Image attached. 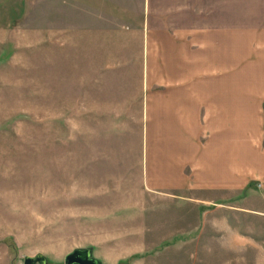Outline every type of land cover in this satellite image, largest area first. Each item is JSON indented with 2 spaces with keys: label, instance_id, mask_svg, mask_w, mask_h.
<instances>
[{
  "label": "crops",
  "instance_id": "crops-1",
  "mask_svg": "<svg viewBox=\"0 0 264 264\" xmlns=\"http://www.w3.org/2000/svg\"><path fill=\"white\" fill-rule=\"evenodd\" d=\"M0 1V71H16L19 99L34 102L41 57L68 62V0ZM129 1L79 0L80 26L71 29L79 79L69 83L71 68L64 84L72 106L79 90L87 150L90 134L99 144L102 128L112 133L125 120L118 128L127 136L145 120L150 191L198 209L264 192V0ZM121 7L132 9L123 16ZM8 234L0 221V264L15 253ZM123 240L118 247L136 242Z\"/></svg>",
  "mask_w": 264,
  "mask_h": 264
},
{
  "label": "rangeland",
  "instance_id": "rangeland-1",
  "mask_svg": "<svg viewBox=\"0 0 264 264\" xmlns=\"http://www.w3.org/2000/svg\"><path fill=\"white\" fill-rule=\"evenodd\" d=\"M131 9L121 7V14ZM79 26V0H68V38L62 45L68 62L63 67L59 57H41L34 102L19 99L16 71H0V80L8 84H0V221L14 245L11 263L23 264L25 256L40 253L51 264H64L74 248L105 238L111 245L93 248L103 264L116 258L127 264H264L263 191L203 202L199 209L191 201L150 191L152 153L145 120L139 133L127 136L118 128L125 120H118L112 133L102 128L99 144L90 134L87 150L78 88L73 87L72 106L64 84L68 69H74L69 83L79 79V38L71 33ZM54 63L60 66L56 70L49 68ZM122 236L135 245L118 247ZM130 252L134 256H127Z\"/></svg>",
  "mask_w": 264,
  "mask_h": 264
},
{
  "label": "water",
  "instance_id": "water-1",
  "mask_svg": "<svg viewBox=\"0 0 264 264\" xmlns=\"http://www.w3.org/2000/svg\"><path fill=\"white\" fill-rule=\"evenodd\" d=\"M64 264H103L102 261L93 256V248L77 247L64 256ZM23 264H51L43 254L25 256Z\"/></svg>",
  "mask_w": 264,
  "mask_h": 264
},
{
  "label": "trees",
  "instance_id": "trees-1",
  "mask_svg": "<svg viewBox=\"0 0 264 264\" xmlns=\"http://www.w3.org/2000/svg\"><path fill=\"white\" fill-rule=\"evenodd\" d=\"M12 248L14 247V245L11 243ZM134 256V255H133ZM128 260H120L117 264H127Z\"/></svg>",
  "mask_w": 264,
  "mask_h": 264
}]
</instances>
